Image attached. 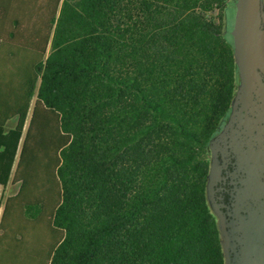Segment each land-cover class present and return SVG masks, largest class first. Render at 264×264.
Wrapping results in <instances>:
<instances>
[{"label":"trees","instance_id":"1","mask_svg":"<svg viewBox=\"0 0 264 264\" xmlns=\"http://www.w3.org/2000/svg\"><path fill=\"white\" fill-rule=\"evenodd\" d=\"M231 2L0 0V184L25 134L5 213L52 185L45 264H225L206 188L238 88Z\"/></svg>","mask_w":264,"mask_h":264},{"label":"water","instance_id":"2","mask_svg":"<svg viewBox=\"0 0 264 264\" xmlns=\"http://www.w3.org/2000/svg\"><path fill=\"white\" fill-rule=\"evenodd\" d=\"M231 34L239 85L232 103L230 124L218 139L226 138V132L235 121L238 105L250 100L254 92L262 94L264 90L263 0H236ZM214 143L211 142L213 150ZM254 162V157L241 158L244 174L240 178L234 176L239 180L229 200L224 189L215 188L219 180L215 159L211 163L206 193L210 209L217 219L225 264H264V156L261 152L258 167Z\"/></svg>","mask_w":264,"mask_h":264},{"label":"flooded vegetation","instance_id":"3","mask_svg":"<svg viewBox=\"0 0 264 264\" xmlns=\"http://www.w3.org/2000/svg\"><path fill=\"white\" fill-rule=\"evenodd\" d=\"M262 82L264 84L263 74ZM256 90L258 91L259 87ZM232 113L231 107L220 131L209 144V174L212 160L215 159V169L219 179L215 188L216 190L224 189L227 200L231 198L236 183L244 174L245 169L241 168V158L254 157V165L258 167L259 152L264 156V90L262 94L254 92L250 100L238 105L235 121L226 132V138L218 139L230 124ZM212 141H215L214 150L211 147ZM235 175L239 178L234 177Z\"/></svg>","mask_w":264,"mask_h":264},{"label":"rangeland","instance_id":"4","mask_svg":"<svg viewBox=\"0 0 264 264\" xmlns=\"http://www.w3.org/2000/svg\"><path fill=\"white\" fill-rule=\"evenodd\" d=\"M235 14L236 0H232L226 19L230 32H232L234 27ZM35 101L36 98L33 100L32 108L35 105ZM39 180L40 178L33 180L30 177L20 201L16 205L9 207L4 223V230H8V240L4 238L7 245L0 252V264H45L47 255L56 242V237L50 233L47 222L48 214L52 207L51 203H53L54 191L51 190L52 185L49 186V184L48 187L42 189ZM21 187L22 184H19V190ZM30 199H41L46 203V212L38 220H32L20 211L22 203L24 205L26 203L32 204L29 203Z\"/></svg>","mask_w":264,"mask_h":264},{"label":"crops","instance_id":"5","mask_svg":"<svg viewBox=\"0 0 264 264\" xmlns=\"http://www.w3.org/2000/svg\"><path fill=\"white\" fill-rule=\"evenodd\" d=\"M2 64L0 63V68H2ZM1 70L2 69H0V80L3 77V73ZM2 92L3 93H8V92L12 93V87L11 86L7 87L5 85H2V81H0V93H2ZM13 107L15 108L16 104L13 103L12 99H10L9 101L3 100L0 96V110L3 108H5V109L9 108L10 110H12ZM31 113H32V109L30 111V116H31ZM1 118H2V112L0 111V120H1ZM29 120H30V117L28 118L27 125L25 128V132L28 128ZM18 122H19V118L17 116L15 118H11V119L7 120L6 125H5V133H8L9 131L15 129L18 126ZM24 137H25V134H24ZM24 137L22 139L21 146H20L18 153L16 155V160L14 163V167L12 169V175H11V179H10L9 183L6 186H3L0 184V200L2 201V204L0 206V252L3 250V247L5 245H7V243H5L4 238L8 240V236H7L8 230H4L5 229L4 223H5L6 218H7V214L5 213L6 205H7V202L10 199L14 198L19 192V183H15L14 177H15V173L17 171V167H18V163H19V159H20V153L22 150V144L24 141Z\"/></svg>","mask_w":264,"mask_h":264}]
</instances>
